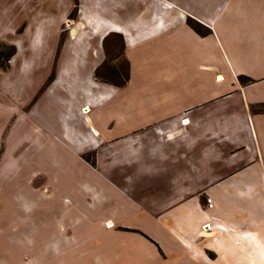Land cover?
Here are the masks:
<instances>
[{"label":"crops","instance_id":"1","mask_svg":"<svg viewBox=\"0 0 264 264\" xmlns=\"http://www.w3.org/2000/svg\"><path fill=\"white\" fill-rule=\"evenodd\" d=\"M80 2L61 46L73 0H15L0 31L26 23L0 129L31 104L11 138L41 180L0 172V264H264V0ZM112 33L123 87L95 77Z\"/></svg>","mask_w":264,"mask_h":264},{"label":"rangeland","instance_id":"2","mask_svg":"<svg viewBox=\"0 0 264 264\" xmlns=\"http://www.w3.org/2000/svg\"><path fill=\"white\" fill-rule=\"evenodd\" d=\"M18 3L20 4V0H18ZM73 5L74 8L71 12V14L68 16V20L64 25L63 29L64 32L59 36L58 38V44L61 46L63 45L66 41L69 40L68 36V30L66 29L68 27V24H71L74 21H77L78 16H79V9H80V0H73ZM43 8L46 9L45 5ZM20 12L19 8L16 7L15 5V0H0V31L2 34H5V32L8 28V26L13 25L16 26L18 22L21 20V17L18 15ZM26 26V23H23L21 28L18 29L17 33L13 35L12 40H8L6 42L0 43V72L3 77H5L4 82V92H7L9 94H13V98H17L16 101L19 102V99L21 97V94L23 93L26 95L28 93L27 90L23 89L22 87L20 88L19 91H15L13 89L12 81V75H10V70L11 68H14L15 66L10 62L13 57L15 56L17 52V46L16 42L20 41L21 36L20 34L23 32L24 28ZM2 34L0 35V41H3L4 39H1ZM7 39V37H5ZM19 43V42H18ZM24 46V45H23ZM104 47V46H103ZM59 54V53H58ZM104 55L105 59L104 62L106 61L105 67L102 69L100 72L101 75H105L108 72V69L110 67H117L120 69L122 75L124 72L127 70V59L123 53L121 55L120 52V41L117 38H112L110 40V53L109 56H107L105 47H104ZM103 62V63H104ZM102 63V64H103ZM57 64V57L55 58V61L53 62L52 65V74L49 77V79H46L42 87L34 94L35 99H37L45 90V88L49 85V83L53 80L56 72V66ZM97 79V78H96ZM99 80V79H98ZM116 80H120L116 78ZM27 92V93H26ZM1 94V93H0ZM32 94V92H31ZM19 104V103H18ZM18 104L15 103H8L6 105V113L10 114L8 116L7 121L3 124V126L0 129V172L2 173L3 177V186L6 187H26V186H41V180L40 179H34L31 180V172H35V167L37 165H31L29 169L26 167V163L24 160L21 163V159L19 158L16 160V157L23 156L26 151V144L22 143V145L17 144L16 141H14L11 138V131L12 128H14V125L19 118L20 115L23 114V112H27L31 104H29L26 108L23 109H18L17 106ZM84 113V110H82ZM12 157V158H10ZM14 161L15 163L11 164L10 162ZM14 173H20L18 174V178L12 179L10 181L11 175ZM213 205L211 206V208Z\"/></svg>","mask_w":264,"mask_h":264},{"label":"trees","instance_id":"3","mask_svg":"<svg viewBox=\"0 0 264 264\" xmlns=\"http://www.w3.org/2000/svg\"><path fill=\"white\" fill-rule=\"evenodd\" d=\"M189 24L195 29L197 30L198 32L200 33H203L205 34L206 32L203 30L202 26L196 22H189ZM114 39V38H117L119 39L120 41V52H121V55H123L124 53V50H125V41H124V38L121 34H117V33H112L110 35H108L105 40H104V47H105V51H106V54L107 56H109V53H110V40L111 39ZM106 65V61L96 70V73H95V77L97 79H99L100 81L102 82H106V83H110V84H113V85H116V86H119V87H123L127 84L128 80H129V63L127 61V70L126 72H124V74L122 75L121 71L119 68L117 67H110L108 69V72L107 74L105 75H101V71L102 69L105 67ZM120 78V80H116ZM241 82L243 84H248L249 82H251V80H247V78L245 77H241ZM88 162H91L92 164L95 163L94 161V156L92 155H88V156H85L84 157Z\"/></svg>","mask_w":264,"mask_h":264},{"label":"built area","instance_id":"4","mask_svg":"<svg viewBox=\"0 0 264 264\" xmlns=\"http://www.w3.org/2000/svg\"><path fill=\"white\" fill-rule=\"evenodd\" d=\"M208 202H209V205H210V207H211V206H212L211 199H208ZM207 228H208V227L205 228L206 231H207Z\"/></svg>","mask_w":264,"mask_h":264},{"label":"bare ground","instance_id":"5","mask_svg":"<svg viewBox=\"0 0 264 264\" xmlns=\"http://www.w3.org/2000/svg\"><path fill=\"white\" fill-rule=\"evenodd\" d=\"M85 110H88V109H85Z\"/></svg>","mask_w":264,"mask_h":264}]
</instances>
